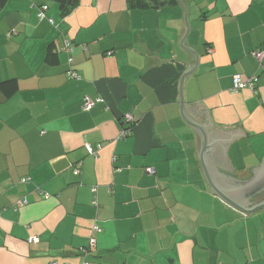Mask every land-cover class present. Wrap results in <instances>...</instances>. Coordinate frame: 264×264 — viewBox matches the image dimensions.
Returning <instances> with one entry per match:
<instances>
[{
  "label": "crops",
  "instance_id": "0c3cea01",
  "mask_svg": "<svg viewBox=\"0 0 264 264\" xmlns=\"http://www.w3.org/2000/svg\"><path fill=\"white\" fill-rule=\"evenodd\" d=\"M169 1L78 0L61 16L51 0H0V83L17 85L0 92V264H264V210L245 215L211 193L200 137L180 116L191 56ZM181 1L199 56L183 106L200 102L224 131L241 125L226 150L233 171L214 168L249 180L264 156V59L260 69L252 55L264 48V0ZM43 5L52 24L36 17ZM62 40L78 81L65 75ZM234 75H256V93L232 92ZM83 97L102 102L83 111ZM127 113L131 134L117 139Z\"/></svg>",
  "mask_w": 264,
  "mask_h": 264
},
{
  "label": "water",
  "instance_id": "95a60500",
  "mask_svg": "<svg viewBox=\"0 0 264 264\" xmlns=\"http://www.w3.org/2000/svg\"><path fill=\"white\" fill-rule=\"evenodd\" d=\"M178 3L183 10L184 23V32L179 40V45L191 56V62L180 77L178 84L180 116L200 137V150L197 151V155L211 193L219 196L222 201L242 214L251 215L259 210H264V156L261 163L251 169L253 176L245 181L220 174L214 168L216 166L230 173L233 171L226 150L231 142L245 136L241 125L233 131H224L213 126L209 113L204 110L200 102L184 108L181 92L183 80L197 67L199 56L187 46L186 37L189 32L187 12L182 1L178 0Z\"/></svg>",
  "mask_w": 264,
  "mask_h": 264
},
{
  "label": "built area",
  "instance_id": "2783aa9c",
  "mask_svg": "<svg viewBox=\"0 0 264 264\" xmlns=\"http://www.w3.org/2000/svg\"><path fill=\"white\" fill-rule=\"evenodd\" d=\"M47 9L46 5L40 6L37 11H36V17L39 20H48L50 24H52V20L51 19H47L45 16V11ZM10 34H7V37H9ZM62 50L67 54V65H68V70L66 71L65 75L68 79L70 80H75L78 81L80 80V76L77 74V72L75 70H73L72 65H73V60L71 57V53L73 50V46L71 45V43L68 40H62ZM110 54V52L108 53ZM255 61L258 64V67L260 69H263L262 66V60L264 59V48H261L258 51H254L252 53ZM258 78L256 77V75H252L251 77H249L247 80L242 81L239 75H234L232 77V86H231V90L232 92H236L242 89H249L251 90L253 93H256V83H257ZM82 110L83 111H88L90 110L94 105L101 103L102 99L101 98H96V99H89L87 97H83L82 98ZM121 128L119 130L118 133V137L117 139H124L128 136H130L131 134V128L134 124V118L132 117V115L130 113L125 114L122 119H121ZM85 148L88 152L89 155H92L94 157L97 156L95 150H93L91 148L90 145L86 144ZM97 149H99V145L97 146ZM147 173L152 174L153 170L151 169H146ZM73 174L74 175H78L79 174V169H73ZM30 179L28 177H23L19 179L20 183H27L29 182ZM37 192H39L40 194L43 195V197L45 199L49 198V195L46 193H42L40 189L36 188L35 189ZM91 192L93 193L92 196V200H91V205L93 207H97L98 206V199H97V188H92ZM27 200L25 198H23L21 201L17 202L16 207H22L25 204H27ZM92 231L99 233L101 232V228H99V226L97 224H94V226L92 227ZM38 239L37 238H32L29 240V242H37ZM95 247V239L93 237H90L88 239V246L87 247H83L80 248L79 252L81 253V255H86L91 249H93ZM56 264V263H55ZM82 264H86V262L84 261Z\"/></svg>",
  "mask_w": 264,
  "mask_h": 264
},
{
  "label": "trees",
  "instance_id": "16d2710c",
  "mask_svg": "<svg viewBox=\"0 0 264 264\" xmlns=\"http://www.w3.org/2000/svg\"><path fill=\"white\" fill-rule=\"evenodd\" d=\"M55 4H57L59 13L61 16L68 14L74 7L77 5L78 0H51ZM176 2L175 0L169 2ZM164 0H147L144 4H141L140 0H129V5L131 7L137 8H145V7H153L159 8V6L163 5ZM17 91V85L14 80L5 81L0 83V92L3 93L5 97L11 96L13 93Z\"/></svg>",
  "mask_w": 264,
  "mask_h": 264
}]
</instances>
